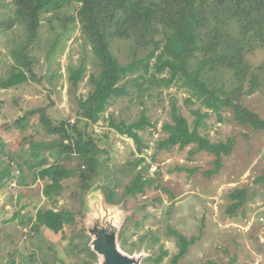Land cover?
Instances as JSON below:
<instances>
[{
	"label": "rangeland",
	"instance_id": "1",
	"mask_svg": "<svg viewBox=\"0 0 264 264\" xmlns=\"http://www.w3.org/2000/svg\"><path fill=\"white\" fill-rule=\"evenodd\" d=\"M9 1L1 0V3L7 5ZM145 2L153 3L152 0ZM74 12L73 7L63 10L58 15L59 19H53L50 24L42 18L37 32L38 42L30 52L37 60L34 71L38 80L7 90L0 88V140L3 144L0 151L5 154L0 156V172L9 162L6 158L8 153L19 160L26 182V186H22L14 181V185L9 183L0 189V264H54L55 261L61 264H102L101 260L91 259L86 252L85 247L93 243L90 238L88 242L78 235L70 239L71 234H68L62 239L46 228L32 232L28 220H33L40 209L77 211L82 201L87 217L98 220L100 211L94 194H103L100 186L104 185L108 175L117 183L115 200L118 202L114 212L119 224L112 226L103 222L100 227L89 224V229L92 233L102 229L100 238L110 235L112 229L122 230L126 244L121 246L115 241L114 247L117 253L131 260V264H152L148 258L159 254V245L168 252V257L161 264H168L178 249L174 238L164 235L167 226L188 240L196 238L180 264H264V134L237 125L229 110L219 114L209 112V118L203 121L205 126L201 129L211 142L228 138L234 142L230 156L221 158L222 165L217 172L209 174L215 169L214 156L199 153L189 159L190 147L159 151L148 173L157 182L146 190L145 198L137 196L127 201L124 196L125 187L142 167L138 165L135 168L134 161L144 157L146 163L150 162L157 141L165 137L161 128L170 122L171 105L175 104L190 125L196 118L193 112H205L195 99L191 103L186 101L189 94L184 89L174 86L153 89L152 97L144 94L138 98L135 93L132 98L125 97L110 104L103 115L104 120L95 125L92 133L99 139L96 148L108 152L106 165L109 170L104 167L97 170L96 180L86 196L77 189V179L69 178L62 182L64 189L54 204L42 194L45 182H32V174L26 164L31 160V143L41 138L37 134V122L31 118L29 125L22 123V127H14L11 122L26 111L44 107H47L46 113L54 123L65 119L74 121L77 111L75 97L85 96L100 75L99 61L81 33L80 25L76 21H65ZM11 15L10 7H0V20ZM26 38L23 26L17 25L7 31L0 29V81L10 74V51ZM111 52L121 64L130 61L127 41L113 42ZM263 58L264 50L251 60L258 65ZM68 67L82 68L77 91L67 79ZM210 80L217 86L224 84L227 90L232 84V78L225 72L211 74ZM127 89L135 92L130 86ZM243 104L264 119L262 92L243 97ZM142 114L152 126L138 132L146 147L139 155L133 141L111 129L108 119L129 124ZM103 157L105 155L99 159L102 161ZM77 163V160L67 162V168H73ZM234 189L245 191V202L230 217L226 212L231 204L228 195ZM144 215L147 216L144 218ZM136 221L139 224H135ZM149 232L160 238V243L154 247H150L148 239L138 243L139 237Z\"/></svg>",
	"mask_w": 264,
	"mask_h": 264
},
{
	"label": "trees",
	"instance_id": "2",
	"mask_svg": "<svg viewBox=\"0 0 264 264\" xmlns=\"http://www.w3.org/2000/svg\"><path fill=\"white\" fill-rule=\"evenodd\" d=\"M152 1L147 4L145 0H10L6 5L0 0V7H10L12 14L0 20V29L7 31L18 25L25 27L27 32L26 40L10 51V74L0 81L1 89L16 88L25 82L38 80L34 71L37 60L30 52L38 42L37 32L42 18L50 24L53 19H59L58 15L63 10L72 7L75 12L65 21H76L80 25L81 33L100 64L99 78L93 82L91 90L85 96L75 97L77 111L74 121L65 119L54 123L46 113L47 107H44L26 111L11 122L14 127H22V123L29 125L31 118L37 122V134L41 138L31 143V160L26 165L33 183L45 182L42 194L48 201L57 202L64 189L62 182L69 178L77 179V189L86 196L96 180L97 170L100 167L109 170L106 165L108 152L96 148L99 139L92 136L93 128L104 120L103 115L112 102L132 98L135 93L138 98L144 94L152 97L153 89L178 87L188 92V103L195 99L205 112H193L196 118L190 125L175 104L171 105L170 122L161 128L166 135L157 141L150 162L146 163L144 157H139L133 163L135 168L138 165L142 167L125 187L127 201L137 196L144 199L146 190L157 182L148 173L159 151L190 147L189 159L199 153L215 157V169L209 174L221 168V158L230 156L234 142L231 138L211 142L201 133L209 112L219 114L229 110L237 125L264 134V119L243 104V97L256 92L264 94V58L258 65L251 60L264 50V0ZM121 40L129 42L131 58L126 64H121L111 52L112 43ZM217 72L229 74L232 78L230 89H225L224 84L217 86L210 80L211 74ZM161 75L166 76L159 77ZM81 76V67L67 68V79L75 91L79 90ZM127 86L135 92H129ZM3 125L8 126L6 123ZM108 126L118 135L132 140L139 155L146 149L138 132L152 125L144 114L129 124L109 118ZM94 149L97 150L93 152ZM101 155H105L102 161L99 159ZM0 156H5L2 150ZM6 156L9 162L0 172V189L14 181L26 186L19 160L8 153ZM72 160H77V165L67 168V162ZM106 179L100 186L103 194H94L100 211L98 220L87 217L81 200L77 211L38 210L33 220H28L31 222L30 230L37 232L46 228L62 239L71 234L70 239L78 235L87 242L89 238L93 242L95 236L89 224L100 227L106 222L117 226L119 221L114 212L118 202L115 200L117 183L109 175ZM228 197L231 204L226 212L233 217L236 209L245 202V191L234 189ZM105 215L107 217L103 221ZM135 224L139 223L136 221ZM164 235L174 238L178 249L168 264H180L196 238L188 240L169 226ZM114 237L121 246L126 244L124 233L119 228ZM145 239L149 240L150 247L160 243V238L150 232L140 236L138 243H144ZM85 248L91 259L103 261L92 244ZM166 257L167 250L159 245V254L149 257L148 261L161 264ZM58 263L61 264L60 261L54 264Z\"/></svg>",
	"mask_w": 264,
	"mask_h": 264
},
{
	"label": "water",
	"instance_id": "3",
	"mask_svg": "<svg viewBox=\"0 0 264 264\" xmlns=\"http://www.w3.org/2000/svg\"><path fill=\"white\" fill-rule=\"evenodd\" d=\"M102 229H97L93 232L95 236V240L93 241V249L99 255L103 257L102 264H131L132 261L121 256L119 253L116 252L114 247L115 242V229H112L111 234L107 237L103 236L100 238L98 236L102 235L100 233Z\"/></svg>",
	"mask_w": 264,
	"mask_h": 264
},
{
	"label": "built area",
	"instance_id": "4",
	"mask_svg": "<svg viewBox=\"0 0 264 264\" xmlns=\"http://www.w3.org/2000/svg\"><path fill=\"white\" fill-rule=\"evenodd\" d=\"M12 185H14V184L12 183Z\"/></svg>",
	"mask_w": 264,
	"mask_h": 264
},
{
	"label": "clouds",
	"instance_id": "5",
	"mask_svg": "<svg viewBox=\"0 0 264 264\" xmlns=\"http://www.w3.org/2000/svg\"><path fill=\"white\" fill-rule=\"evenodd\" d=\"M14 184V183H13Z\"/></svg>",
	"mask_w": 264,
	"mask_h": 264
}]
</instances>
